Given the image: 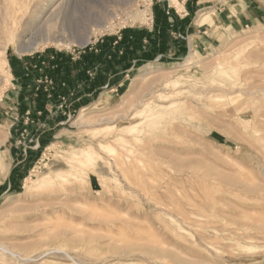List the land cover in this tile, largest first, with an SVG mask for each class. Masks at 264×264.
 <instances>
[{
	"label": "rangeland",
	"instance_id": "374dc122",
	"mask_svg": "<svg viewBox=\"0 0 264 264\" xmlns=\"http://www.w3.org/2000/svg\"><path fill=\"white\" fill-rule=\"evenodd\" d=\"M0 49V264H264V0H0ZM161 84L177 129L132 119Z\"/></svg>",
	"mask_w": 264,
	"mask_h": 264
},
{
	"label": "bare ground",
	"instance_id": "6f19581e",
	"mask_svg": "<svg viewBox=\"0 0 264 264\" xmlns=\"http://www.w3.org/2000/svg\"><path fill=\"white\" fill-rule=\"evenodd\" d=\"M53 1V0H52ZM175 2V0H173ZM44 6V5H43ZM43 9V7H42ZM47 8H45L46 10ZM43 10V11H45ZM48 10V9H47ZM46 10V11H47ZM42 11V10H41ZM42 11L41 14H43L44 12ZM38 13V11H37ZM37 15V14H35ZM51 15V14H50ZM35 17V16H34ZM37 19H40V16L39 18L36 17ZM34 19V18H33ZM36 21V20H35ZM39 21V20H38ZM37 22H35L34 24H36ZM100 25V24H99ZM98 26V25H97ZM102 26V25H101ZM105 28V27H104ZM104 28H102L101 30L103 31ZM37 30V29H36ZM12 31V30H11ZM96 32V31H94ZM93 36V34H92ZM91 39L88 37L87 40H86V43L89 42ZM54 41V40H53ZM58 41V40H56ZM52 42V41H51ZM58 44V43H57ZM7 46L9 44H6ZM70 45V44H69ZM18 46V44H17ZM71 46V45H70ZM37 47V46H36ZM19 49V50H18ZM1 50V49H0ZM6 50V48H5ZM4 50V51H5ZM33 50V49H32ZM3 51V50H1ZM20 51V48L19 46L17 47V51L18 52ZM31 52V51H30ZM1 53V52H0ZM21 54V53H20ZM191 56H193L191 54ZM5 59L4 58V54H0V74L4 73L5 70ZM192 63V60L188 59V61L186 62V65H185V69L188 70V66ZM185 70V71H186ZM1 77V76H0ZM192 76L189 75L187 72H183L182 75L179 76V78H177V81L178 83H189L191 80H192ZM236 78V76H235ZM237 79V78H236ZM5 81V80H4ZM238 81V79H237ZM163 83V80L161 81ZM177 83V84H178ZM157 84V83H156ZM1 85V84H0ZM168 84H161L160 86H158L157 88L155 89H152L150 88L149 89V92L148 93H143L141 94L137 99H136V102H134L133 104V108L134 109V112L135 110H139V109H142L138 112H136V114L133 116L132 119H139L141 118V115H146L143 119L141 118L139 121H138V124H145L148 126V129L149 128H153L154 126L158 125V124H165L166 126L165 127H173L175 129H177V127L179 125H174V123L172 122L174 120V118H166L164 119L162 116H164L163 114H166L165 112H167L168 110H172L174 108H177L179 106H181L182 103H185L184 102V97L188 96L192 91H191V88H181V89H172V87H169L167 86ZM239 82H237L236 84H232L228 87H225L226 89H224L225 91L229 92V93H235L237 90L236 89H240L241 91H243L241 88ZM1 89V88H0ZM252 89V93H254V91H257V92H264V85H257V86H253L251 87ZM238 92V91H237ZM2 90H0V98L2 96ZM129 96V95H128ZM126 98H128L126 96ZM110 97L108 95V92H104L101 94L100 96V99L98 100V102L96 103V105H100V106H105L107 104V102L109 101ZM124 99V103L128 102V103H131L132 100H126ZM131 101V102H130ZM234 103V102H232ZM236 104V103H234ZM247 104V103H246ZM244 104V105H246ZM231 105V104H230ZM247 106V105H246ZM226 107V106H225ZM229 108V107H228ZM194 109H195V105H193L192 103H188L187 107L185 108V111H189L190 113H194L196 115H199L200 112L199 110H196L194 112ZM227 109V108H226ZM184 110V109H183ZM218 110V109H217ZM220 110V109H219ZM82 113H84L82 111ZM187 113V112H186ZM165 117V116H164ZM210 119L212 121V119H214L212 116H210ZM180 119V118H179ZM142 120V121H141ZM209 120V119H207ZM136 124V125H138ZM240 124V123H239ZM134 125L132 129H135L137 126ZM171 125V126H170ZM144 126V125H143ZM110 127V126H109ZM146 128V126H145ZM148 129L146 130L148 132ZM110 130V129H109ZM112 130V129H111ZM130 130V129H129ZM179 130V129H178ZM182 130V129H181ZM150 132V130H149ZM183 132V130H182ZM186 133H188L187 131H185ZM184 132V133H185ZM152 133V132H151ZM148 134V133H146ZM181 134V133H180ZM188 136V134H186ZM182 136V135H181ZM181 138V137H180ZM135 140H138V141H141V139L139 137H136ZM159 140V139H158ZM188 142V141H187ZM147 144H150V143H147ZM177 144H180V143H177ZM182 144V143H181ZM180 144V145H181ZM152 145V143H151ZM147 147V145H146ZM148 148V147H147ZM88 149V148H86ZM143 151V150H142ZM81 152V151H80ZM144 153V152H143ZM93 156H94V152L93 150H86L84 149L83 152L81 153H69V155H67V157L65 156V158L68 159L67 162H69L70 164L73 165H87L89 163H91L92 159H93ZM64 157V156H63ZM61 159V158H60ZM72 168V167H71ZM52 180V178H48L46 176V178H44L43 180V183L45 182H50ZM2 252H6L7 250L4 248V247H1L0 248Z\"/></svg>",
	"mask_w": 264,
	"mask_h": 264
},
{
	"label": "crops",
	"instance_id": "0c3cea01",
	"mask_svg": "<svg viewBox=\"0 0 264 264\" xmlns=\"http://www.w3.org/2000/svg\"><path fill=\"white\" fill-rule=\"evenodd\" d=\"M200 2V1H199ZM199 2H197V4H195L196 6H198L199 5ZM194 5V2H192L191 4H189V10L190 11H194V9H195V6ZM188 14V13H187ZM181 17V16H180ZM182 18V17H181ZM99 51H101V52H105V49H102V48H100V49H98ZM93 55H96V53L94 52L93 53ZM47 56V57H46ZM46 56H42L43 58H42V60H44V59H46V58H49L50 56H49V54H47ZM67 56L66 55H63V54H57L56 55V58H57V61L60 63V69L62 68V66H61V61L62 60H64L65 58H66ZM99 57V56H98ZM39 56H38V59L36 58V59H29V60H26V62L28 63H26L25 61H22V62H19V61H14V63H15V65L18 67V66H20L21 67V69H22V71L23 72H26V74L25 75H30V78H32V79H34L36 76V74L38 75V73H37V71H36V68H41V61H39ZM68 58V61L67 62H65L64 64L66 65L67 63V67L68 68H72V58H70L69 56L67 57ZM84 58H85V56L84 57H82V59L84 60ZM71 60V61H70ZM82 60V61H83ZM82 63V62H81ZM95 65V63L93 62V66ZM97 65H99V66H101V64L98 62V64ZM97 65H95V66H97ZM80 68H81V70H82V72L85 70V68H83L81 65H80ZM95 69V71H97L98 69L97 68H94ZM71 72V71H70ZM85 73V72H84ZM24 75V74H23ZM84 75V74H83ZM72 76H71V73H70V75H67V79H69L70 78V81L73 79V77L71 78Z\"/></svg>",
	"mask_w": 264,
	"mask_h": 264
},
{
	"label": "trees",
	"instance_id": "16d2710c",
	"mask_svg": "<svg viewBox=\"0 0 264 264\" xmlns=\"http://www.w3.org/2000/svg\"><path fill=\"white\" fill-rule=\"evenodd\" d=\"M131 30L130 29H126V30H123L119 33V35H114V36H109V37H105L104 39L100 40L98 42V44L96 45V49H105V52H107V50L109 49L108 47L111 46V45H117L115 48L116 49H123L124 53L128 51L130 45L132 44V37L130 36L131 34ZM92 48H89L86 52V58L87 60H91V59H94L95 55H93V51H90L92 50ZM86 50V49H84ZM121 53H122V50H121ZM98 55V54H96ZM134 60V59H133ZM134 62V61H133ZM132 63V62H131ZM127 63L125 61V63L123 64L125 67H132L133 63Z\"/></svg>",
	"mask_w": 264,
	"mask_h": 264
}]
</instances>
